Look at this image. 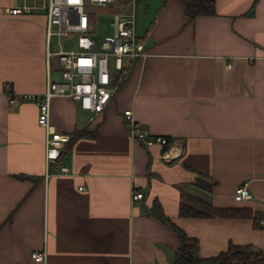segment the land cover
Wrapping results in <instances>:
<instances>
[{"label":"crops","instance_id":"0c3cea01","mask_svg":"<svg viewBox=\"0 0 264 264\" xmlns=\"http://www.w3.org/2000/svg\"><path fill=\"white\" fill-rule=\"evenodd\" d=\"M22 3L38 0H0V264H171L179 240L157 207L198 239L199 257L229 241L264 251V0H215L214 13L193 18L180 0H138L146 54L103 110L90 119L72 98L50 101V125L70 136L66 173L47 166L37 104L3 87L45 88L46 16L9 12ZM126 109L169 145L133 139ZM242 183L250 197L235 200ZM133 190L143 196L132 200ZM181 190L255 218L181 216Z\"/></svg>","mask_w":264,"mask_h":264},{"label":"built area","instance_id":"2783aa9c","mask_svg":"<svg viewBox=\"0 0 264 264\" xmlns=\"http://www.w3.org/2000/svg\"><path fill=\"white\" fill-rule=\"evenodd\" d=\"M109 7L115 11L110 20L111 32L101 39L93 37L95 10ZM43 9L46 16V83L42 92L15 93L9 82L4 90L9 100L14 98L33 100L38 107L37 123L44 128L45 160L48 165H58L59 172H68L67 165L59 161L60 152L70 136L50 125V101L55 96H67L77 101L80 108L91 112L90 119L99 114L117 88L123 82L132 62L145 54V38L137 32L138 0H41L39 3H22L12 6L13 14ZM58 38L54 51L50 49L51 36ZM61 37L67 40L63 44ZM53 67L60 80L51 75ZM129 135L145 147L169 145L167 136L152 134L141 127L132 117L130 109L124 110ZM143 196L133 190L131 199ZM250 197L246 183L233 192L235 200ZM264 227V219L260 220ZM31 258L43 262L45 251H32Z\"/></svg>","mask_w":264,"mask_h":264},{"label":"trees","instance_id":"16d2710c","mask_svg":"<svg viewBox=\"0 0 264 264\" xmlns=\"http://www.w3.org/2000/svg\"><path fill=\"white\" fill-rule=\"evenodd\" d=\"M180 1L183 4L184 12L188 18H193L197 14H212L215 12V0ZM62 150L60 156L63 154ZM58 159L60 160V157ZM193 183L207 190L212 189L214 185V182L200 177H195ZM153 212L163 222L171 225L177 233L179 244L175 250L174 260L171 264H264V251L250 243L234 244L229 241L226 248L217 254L208 257H199L195 252L198 244L196 237L187 235L182 229L175 226L158 207L153 209ZM178 213L181 216L189 217L216 215L223 217L239 216L255 218L250 208L215 206L210 201L183 190L180 191Z\"/></svg>","mask_w":264,"mask_h":264},{"label":"rangeland","instance_id":"374dc122","mask_svg":"<svg viewBox=\"0 0 264 264\" xmlns=\"http://www.w3.org/2000/svg\"><path fill=\"white\" fill-rule=\"evenodd\" d=\"M40 3L41 0H38ZM115 10L111 9L107 6L105 7H99L98 9L95 10V26H94V31L92 32L93 37L96 39L97 43L100 44L101 39L107 34L111 32V25H110V20L112 18V14ZM138 20V19H137ZM140 25V24H139ZM139 28L138 23H137V29ZM63 44H67V40L64 37L60 38ZM57 41L58 38L56 35L51 36L50 40V49L54 51L57 46ZM51 63H52V68H51V75L52 77L56 78L57 80H60V76L58 73L55 71L53 64H54V56L51 57Z\"/></svg>","mask_w":264,"mask_h":264},{"label":"bare ground","instance_id":"6f19581e","mask_svg":"<svg viewBox=\"0 0 264 264\" xmlns=\"http://www.w3.org/2000/svg\"><path fill=\"white\" fill-rule=\"evenodd\" d=\"M64 149V148H63ZM63 151V150H62ZM59 157H61V156H59Z\"/></svg>","mask_w":264,"mask_h":264}]
</instances>
